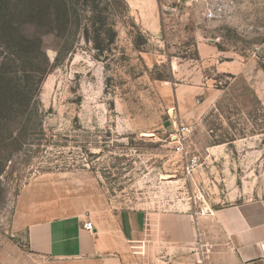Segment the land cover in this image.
Returning <instances> with one entry per match:
<instances>
[{
	"label": "rangeland",
	"instance_id": "374dc122",
	"mask_svg": "<svg viewBox=\"0 0 264 264\" xmlns=\"http://www.w3.org/2000/svg\"><path fill=\"white\" fill-rule=\"evenodd\" d=\"M95 3L115 41L100 20L101 49L79 34L41 81L35 113L0 131L11 150L0 174V264L26 248L24 195L55 215L197 218L264 198V0ZM44 41L54 61L57 39ZM11 69L24 73L18 62ZM23 125L21 145L5 146Z\"/></svg>",
	"mask_w": 264,
	"mask_h": 264
},
{
	"label": "crops",
	"instance_id": "0c3cea01",
	"mask_svg": "<svg viewBox=\"0 0 264 264\" xmlns=\"http://www.w3.org/2000/svg\"><path fill=\"white\" fill-rule=\"evenodd\" d=\"M51 207L23 196L27 244L14 264H264V198L199 218L143 209L55 215Z\"/></svg>",
	"mask_w": 264,
	"mask_h": 264
},
{
	"label": "trees",
	"instance_id": "16d2710c",
	"mask_svg": "<svg viewBox=\"0 0 264 264\" xmlns=\"http://www.w3.org/2000/svg\"><path fill=\"white\" fill-rule=\"evenodd\" d=\"M80 5L85 10L80 9ZM109 8L107 4V13ZM101 11L95 0H0V45L3 47L0 51V131L9 123L27 120L35 113L41 81L75 49L79 34L101 49L100 34L92 36L96 30L94 23L100 20L107 27L109 40L115 41L118 32L114 23L110 22L108 14L101 16ZM50 35L57 39L54 61L49 58L44 41ZM17 62L24 72L19 75L11 69ZM30 69L35 71L30 74ZM24 125L18 132L10 133L3 141L5 146L21 145L20 131L26 129ZM2 147L3 144L0 174L11 153Z\"/></svg>",
	"mask_w": 264,
	"mask_h": 264
},
{
	"label": "built area",
	"instance_id": "2783aa9c",
	"mask_svg": "<svg viewBox=\"0 0 264 264\" xmlns=\"http://www.w3.org/2000/svg\"><path fill=\"white\" fill-rule=\"evenodd\" d=\"M183 130L186 131V130H188V128L184 127ZM84 228L89 230V231H93L92 221H88V222L84 223ZM262 246H263V253H264V243L262 244Z\"/></svg>",
	"mask_w": 264,
	"mask_h": 264
}]
</instances>
